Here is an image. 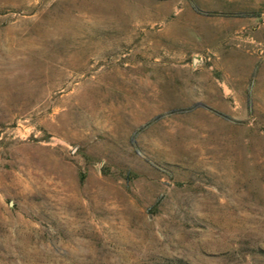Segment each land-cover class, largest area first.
<instances>
[{
	"label": "rangeland",
	"instance_id": "rangeland-1",
	"mask_svg": "<svg viewBox=\"0 0 264 264\" xmlns=\"http://www.w3.org/2000/svg\"><path fill=\"white\" fill-rule=\"evenodd\" d=\"M0 264H264V0H0Z\"/></svg>",
	"mask_w": 264,
	"mask_h": 264
}]
</instances>
